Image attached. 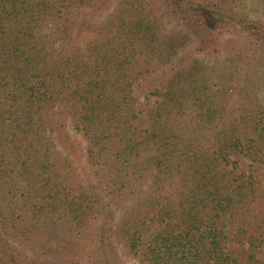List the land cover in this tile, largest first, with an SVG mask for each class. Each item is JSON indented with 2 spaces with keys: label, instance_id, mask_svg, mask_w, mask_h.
<instances>
[{
  "label": "trees",
  "instance_id": "16d2710c",
  "mask_svg": "<svg viewBox=\"0 0 264 264\" xmlns=\"http://www.w3.org/2000/svg\"><path fill=\"white\" fill-rule=\"evenodd\" d=\"M250 1L0 0V264H264Z\"/></svg>",
  "mask_w": 264,
  "mask_h": 264
},
{
  "label": "rangeland",
  "instance_id": "374dc122",
  "mask_svg": "<svg viewBox=\"0 0 264 264\" xmlns=\"http://www.w3.org/2000/svg\"><path fill=\"white\" fill-rule=\"evenodd\" d=\"M251 2H252V0L247 4V8L249 10H250L251 7H253ZM84 164H85V162H82L81 165L85 166ZM260 169L264 173V163L260 165ZM116 251H117L118 257L121 258L125 262V264H138L135 260L129 258L127 255H125L123 253V251L121 250V246H117L116 247Z\"/></svg>",
  "mask_w": 264,
  "mask_h": 264
}]
</instances>
